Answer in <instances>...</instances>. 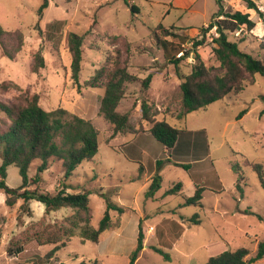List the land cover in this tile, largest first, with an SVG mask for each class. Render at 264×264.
I'll list each match as a JSON object with an SVG mask.
<instances>
[{"label": "rangeland", "instance_id": "374dc122", "mask_svg": "<svg viewBox=\"0 0 264 264\" xmlns=\"http://www.w3.org/2000/svg\"><path fill=\"white\" fill-rule=\"evenodd\" d=\"M47 1L48 6L38 17L42 0H0V26L23 33L22 49L14 59L4 56L0 47V102H15L25 91L35 92L43 109L62 107L91 120L98 129V150L92 160L83 161L66 180L61 162L52 161L40 174L39 182L26 188L38 187L51 193L56 189L89 192L93 227L104 213V195L124 212L110 211L112 225L97 242L82 240L76 232L65 240L64 246L53 251L54 244L39 245L32 233L44 223L63 221L75 210L64 207L46 214L44 205L34 200L22 208V199L8 206L6 195L0 191V264H80L89 260L128 264L139 221L144 229H152L147 237L149 249L138 264H203L209 256L240 247L249 249L248 257L253 256L258 242L264 239V222L257 218L264 216V189L251 166L259 164L264 172V114L260 98L264 94V77L256 73L253 83L246 84L240 93H228L184 119L176 116L181 106L180 79L170 61L183 47L193 54L192 42L203 38L200 26L217 10L215 0H198L186 11L174 7L172 0ZM254 1L257 9H248L241 0H225L234 10L249 13L255 22L252 30L239 28L229 38L237 41L240 49L264 60V50L260 48L264 0ZM126 2L135 4L138 12L132 13ZM159 23L167 28L174 26L178 33L177 37H165L170 43L166 58L153 34ZM195 27L199 34L193 33ZM70 32L83 36L80 88L71 80L67 46ZM5 42L9 47L11 41ZM213 47L206 36L202 45L196 47L206 65H217ZM38 49L45 66L32 72V56ZM192 54L180 61L179 73L190 72ZM117 66H125L136 78L125 83V96L116 108L129 114L125 133H114L113 125L99 113L106 76ZM97 69L103 70L100 87L84 85ZM148 75L149 87L143 88L142 80ZM142 102L158 113L156 119L166 120L183 133L190 132L192 140L200 142L201 136L205 139L209 155L206 161L202 156L200 167L191 169L193 179L186 170L166 161L165 147L149 132H135L141 123ZM243 110L247 111L241 115ZM2 117L0 112V130L4 128ZM141 125L144 127L143 122ZM158 159L164 161L160 170L156 167ZM245 159L250 164H245ZM40 162H32L29 177L35 176ZM141 165L144 172L139 175ZM157 173L161 176L160 188L152 197L147 196L151 179ZM201 176L208 186L202 193L203 206L185 203L195 191L193 180ZM5 182L10 188L21 185L16 165L7 167ZM178 182L181 192L167 194ZM217 186L220 189L213 191ZM154 248L168 253L169 260ZM253 264H264V257Z\"/></svg>", "mask_w": 264, "mask_h": 264}, {"label": "trees", "instance_id": "16d2710c", "mask_svg": "<svg viewBox=\"0 0 264 264\" xmlns=\"http://www.w3.org/2000/svg\"><path fill=\"white\" fill-rule=\"evenodd\" d=\"M241 1L246 4L248 9H257L254 0ZM215 2L217 10L212 14L208 27L216 26L218 32V36L213 39L214 47L212 48L217 65H206L196 49L198 45H202L204 37L193 41L194 55L189 73L183 75L178 71V64L189 54V51L185 53L183 58L173 57L170 61L176 67L180 79L181 106L176 114L178 119H184L190 112L206 108L209 104L223 99L228 93H240L246 84L253 83L254 74L256 73L264 77V60L240 49L238 42L229 38V34L239 28H244L247 31L252 30L255 27V22L250 18L249 13L234 10L225 3V0H215ZM129 5L132 13L138 12L135 4L130 3ZM47 6L48 1L42 0L37 10L38 17L42 16V12ZM261 19L264 31V17L262 14ZM200 30L205 33L207 29L202 26ZM153 34L162 46L166 58L170 43L165 37H177L176 28L174 26L167 28L159 23L153 29ZM5 39L11 41L9 47ZM82 43V35L74 32L68 34L67 46L71 57V80L77 88L83 86L79 83ZM22 46L23 33L19 29L5 30L0 26V47L4 56L14 59L21 51ZM260 48L264 50V33L260 37ZM44 66V57L41 50L38 49L32 56L31 71L38 72ZM102 73V69H97L94 75L83 84L89 87H100L99 79ZM135 79L134 75L127 72L125 66L115 67L113 72L106 76L99 113L113 125L114 133H125L129 126V114L120 113L116 108L125 96V83ZM150 81L151 75H148L142 80V87L148 88ZM260 98L263 101L261 114H264V94ZM246 111L243 110L241 115ZM0 112L3 114L1 124L4 127L3 130H0V191H3L6 195L5 203L12 206L17 199H22V208H24L28 202L34 200L44 205V213L46 214L64 207L74 209V214L63 221L44 223L32 233V237L37 244H54L53 251L64 246L65 240L74 236L76 232L82 240L97 242L100 234L112 225L110 211H117L118 214H122L124 209L121 206L113 203L109 197L104 195V213L97 226L93 227L90 224L92 214L88 206L89 192L69 193L65 189H56L54 193H51L42 191L38 187L26 188L30 183L36 184L39 182L41 179L40 174L49 168L52 161L61 162L63 178L66 180L83 161L92 160L98 150V129L93 122L69 113L62 107L45 110L39 104V95L29 91H25L24 95L15 102H0ZM157 114L156 111H150L147 102H142L140 118L144 127L140 123L135 132L148 131L155 140L165 147L166 161L176 167L183 168L193 179L191 169L202 163L201 161L204 158L203 161H206L209 155V148L205 139L201 136L200 142L192 140L193 137L190 132H184L185 137H183L184 133L181 130L170 125L164 119H156ZM37 159L41 162L36 166L35 176L29 177L28 168ZM163 162L161 159L156 160L158 170H160ZM244 163L250 164L246 159ZM11 164L18 167V173L21 177V185L16 188L8 187L5 182L6 170ZM251 166L258 173L261 186L264 189L262 166L259 164H251ZM234 169L236 168L234 167ZM143 172L144 167L141 165L139 175ZM202 177L193 180L195 191L192 196L185 199V203L203 206L201 203L202 193L208 186H205L206 184L201 181ZM242 178V175L238 174V179L242 180ZM160 182L161 176L157 173L152 177L146 195L152 197L160 188ZM218 189H220V186L213 188V191ZM181 190L182 185L178 182L166 193L175 194L180 193ZM196 218L193 221L198 223L199 221ZM257 218L264 222V216L258 215ZM188 220H191V218ZM142 247L143 232L139 222L136 246L129 255L128 264L135 263ZM154 249L162 254L164 259H169L168 253L159 248ZM249 254V249L245 247L235 250L227 249L210 256L203 264H253L254 261L264 257V239L258 242L254 255L248 257ZM80 264H99V262L89 260Z\"/></svg>", "mask_w": 264, "mask_h": 264}, {"label": "crops", "instance_id": "0c3cea01", "mask_svg": "<svg viewBox=\"0 0 264 264\" xmlns=\"http://www.w3.org/2000/svg\"><path fill=\"white\" fill-rule=\"evenodd\" d=\"M198 0H172V4L174 5V7H177V8H179V9H181V10H191L192 8H193V6L195 5V3L197 2ZM210 21V20H209ZM209 21H207V22H204L201 26H200V28L202 27V26H204V25H206V24H208L209 23ZM199 28V29H200ZM199 29L197 28V27H195V28H193V33L194 34H197L198 33V31H199ZM192 33V34H193ZM118 107V106H117ZM144 132H148V131H144ZM173 165V164H172ZM140 223H141V227H142V232H143V247H142V249H141V251L139 252V256L137 257V259H136V261H135V263L134 264H138L139 263V261H140V259L144 256V254H145V252H147V250L149 249V245L147 244V242H148V239H147V237H148V235H149V232L151 231V229H152V227L150 226L149 228H147V229H144V227H143V225H142V221H139ZM181 226V225H180ZM137 230H138V225H137ZM137 233H138V231H137ZM152 236V235H151ZM136 242H137V239H136ZM162 243H164V242H162ZM165 244V243H164ZM172 245H173V243H172ZM172 245H167V246H169V247H171ZM135 246H136V244H135ZM135 248V247H134ZM224 251V250H223ZM222 252V251H221ZM220 253V252H219ZM130 255V254H129ZM216 255V254H215ZM213 256V255H212ZM210 257V256H209ZM208 257V258H209ZM169 260V259H168ZM128 263H129V261H128Z\"/></svg>", "mask_w": 264, "mask_h": 264}, {"label": "built area", "instance_id": "2783aa9c", "mask_svg": "<svg viewBox=\"0 0 264 264\" xmlns=\"http://www.w3.org/2000/svg\"><path fill=\"white\" fill-rule=\"evenodd\" d=\"M204 28H206L207 30H206V32L205 33H203L201 30V32L203 33L201 36L202 37H204V36H206L210 41H212V43H213V39L214 38H216L217 36H218V32H217V29H216V26H212V27H208V24H206V25H204L203 26ZM199 34V33H198ZM192 44H193V42H192ZM183 46V45H182ZM199 46H201V45H198L197 47H199ZM188 51V49H186V47H183L182 49H180L177 53H176V55H175V57L176 58H183L184 56H185V53ZM190 54H192V50L191 51H189V54L185 57V58H188V57H190ZM193 55V54H192Z\"/></svg>", "mask_w": 264, "mask_h": 264}]
</instances>
